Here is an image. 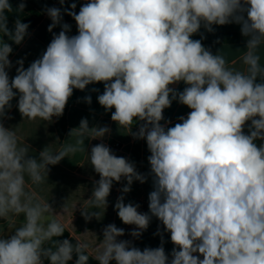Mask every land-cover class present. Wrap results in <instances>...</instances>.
I'll return each instance as SVG.
<instances>
[{"label":"clouds","instance_id":"1","mask_svg":"<svg viewBox=\"0 0 264 264\" xmlns=\"http://www.w3.org/2000/svg\"><path fill=\"white\" fill-rule=\"evenodd\" d=\"M25 7L20 0L17 9ZM76 7L64 9L76 23L72 36L61 8L46 9L48 31L60 26V32L26 69L18 60L10 79L7 41L20 45L29 25L17 18L9 29L6 14L13 7L0 0V264H69L74 256L75 264L90 257L98 264H264V0H85L78 13ZM233 23L246 38L243 70L192 39L201 27L213 32V25ZM180 82L186 87L178 92L172 86ZM97 83L104 85L98 103L120 129L145 140L150 153L149 211L141 213L121 195L117 215L135 226L129 233L135 239L155 217L170 234V254L159 227L161 245L143 250L118 239L125 232L114 223L91 251L79 239H58L66 232L63 214L36 189L47 183L50 165L85 152V139L103 140L109 127L81 119L69 133L74 140L56 151L46 147L36 158L15 128L4 125L17 96L23 120L50 123L63 115L74 90ZM174 100L190 111L166 128L163 112ZM85 101L91 104V97ZM87 157L99 179L80 209L86 222L101 219L114 182L125 180L126 194L134 181L148 179L104 143Z\"/></svg>","mask_w":264,"mask_h":264},{"label":"crops","instance_id":"2","mask_svg":"<svg viewBox=\"0 0 264 264\" xmlns=\"http://www.w3.org/2000/svg\"><path fill=\"white\" fill-rule=\"evenodd\" d=\"M75 2L77 7L75 11L78 13L79 8L85 0H65L63 5L59 0H26V7L23 12L17 9L20 0H10L13 10L6 15L8 16V27L14 30L15 20L19 18L22 22L29 25L28 33L24 41L20 45H16L12 41H7L11 46L15 47L9 59L12 62V67L8 69L10 79L16 75V68L19 65L18 60H23L24 68L26 69L33 61L38 59L46 50L48 44L53 38V33L58 34L61 30L60 26L53 28L52 32L48 31V26L51 24L50 18L47 16L46 9L50 7L61 8L63 14L62 23H67L71 26L68 35H76L77 27L74 19L64 13V9H70L71 3ZM213 32L206 31L201 27L200 32L194 34L192 39H199L205 48L209 49L213 54L220 53L224 55L228 61L229 67L243 70L241 57L243 56L246 44V38L241 35L240 25L228 24L224 26L213 25ZM7 40V37H4ZM264 63V56H262ZM178 92L183 91L186 85L180 82L173 85ZM104 91L103 83L91 84L84 91L78 90L75 101L66 111V126L63 131L57 125L58 118L54 117L52 122L42 120L29 121L21 117L18 108V96L12 100V108L8 111L11 119H5L4 125L8 128H15L21 141L30 145V155L36 158L39 157V152L49 148L51 151L58 150L70 138L71 130L78 128L81 119L86 118L89 122V127L107 126L111 129L109 135L103 140L100 139H85V152H77L70 157H65L59 164L49 166L48 181L40 186L38 193L49 199V203L61 216L65 224L66 232L62 236L63 239H70L75 243V239L86 242L90 246V251L94 250L95 246L102 239V229L108 224H115L118 228L124 229L125 235L119 237L121 240H130L133 245L143 250L146 247L156 248L161 245V236L155 235L158 230L163 233V226L153 217L148 229L144 231L140 238L135 239L130 236V232L135 229L134 225H125L118 217L115 210V203L119 196L124 195V202L139 205L138 211L147 213L148 195L153 190L152 178L148 175L150 165L147 157L150 155L145 140L134 139L126 130L120 129L116 123L111 120V112H106L105 109L98 103L97 97ZM91 97V104L85 101V97ZM114 111V109H113ZM190 109L180 104L178 101H173L171 107L164 110V120L161 124L167 127H172L180 122L179 117H186ZM139 122L134 125L132 131H137ZM247 126L245 132L247 133ZM104 143L110 147L112 152L119 156L128 159L136 166L139 173L148 175L145 183L134 181L131 185V191L122 193L121 189L126 185L125 180L114 182L108 204L105 209H100V220L93 218L86 222L81 216V206L91 197L92 189L95 181L99 179V174L94 172V169L88 161L87 154L90 153L91 147ZM259 146L262 141H256ZM67 203L68 211L63 213V206ZM95 210V209H90ZM22 217L14 222L17 226L21 224ZM0 223H5L0 221ZM87 231V233H85ZM73 238H72V237ZM60 238V237H59ZM58 238V239H59ZM75 238V239H74ZM164 249L166 254H170L174 245L170 241V234L163 233ZM94 254V253H93ZM169 258L170 255H169ZM76 257L69 264H75ZM45 264H48L45 261ZM88 264H98L93 258H89ZM112 264H115L113 261Z\"/></svg>","mask_w":264,"mask_h":264},{"label":"trees","instance_id":"3","mask_svg":"<svg viewBox=\"0 0 264 264\" xmlns=\"http://www.w3.org/2000/svg\"><path fill=\"white\" fill-rule=\"evenodd\" d=\"M18 1V0H17ZM13 48V52L15 50V47L14 46H11ZM12 52V53H13ZM11 53V54H12ZM78 93V90H74L73 91V95L70 97V99L68 100V103L65 107V110H64V113L61 117L58 118V121H57V125L59 126V128L61 129V131H63L65 129V126H66V111L67 109L69 108L70 105H72L75 101V98H76V95ZM59 239H63V237H60Z\"/></svg>","mask_w":264,"mask_h":264}]
</instances>
